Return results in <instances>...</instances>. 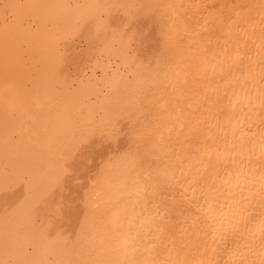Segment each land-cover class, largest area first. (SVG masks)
Returning a JSON list of instances; mask_svg holds the SVG:
<instances>
[{
	"label": "bare ground",
	"instance_id": "bare-ground-1",
	"mask_svg": "<svg viewBox=\"0 0 264 264\" xmlns=\"http://www.w3.org/2000/svg\"><path fill=\"white\" fill-rule=\"evenodd\" d=\"M0 264H264V0H0Z\"/></svg>",
	"mask_w": 264,
	"mask_h": 264
},
{
	"label": "rangeland",
	"instance_id": "rangeland-1",
	"mask_svg": "<svg viewBox=\"0 0 264 264\" xmlns=\"http://www.w3.org/2000/svg\"><path fill=\"white\" fill-rule=\"evenodd\" d=\"M134 23L135 26L140 30V33L143 36V46L141 48V52L142 55H144L145 57L147 55H150V53L152 51H154L155 49H160V46L162 44V35L160 33L159 30V17L157 16V13L154 10H150V11H144L143 9L140 10V12L136 13L135 18H134ZM122 116L119 117L118 119V124H117V128H116V132L115 134H109L108 130H101L100 129H96V127H93L91 130L88 131V133L84 134L86 135L84 141L79 142L77 145L80 147L75 148L78 149L77 153H75L74 156L76 157H72L73 162H71V168L76 169L77 167L82 166V164L80 163H76L78 160L80 159H84L86 157H93L94 154H96L99 151H108L111 148L114 147H126V146H137L136 142H135V138L133 136L132 133H134L135 131V125L133 124L134 122V114L135 111L134 110H122ZM121 111V112H122ZM111 135V136H110ZM70 157V158H71ZM71 158V159H72ZM76 158L77 161L75 160ZM76 167V168H75ZM70 181L68 184V191L70 190L69 193H74L73 196L68 195V197L70 198L72 196V198H68L69 199V204H72V199H73V204L72 206L69 208V210L67 211L68 216H75L78 212H80V210L78 211V199H81V194L83 193V189L80 190L81 187H79L78 183ZM75 185V187H74ZM77 185L79 188H77ZM72 187V189L70 188ZM76 189H79L76 191ZM72 190V192H71ZM76 191V192H75ZM80 194V198L79 196L77 197V195ZM77 194V195H76ZM78 198V199H76ZM77 203H76V200ZM71 202V203H70ZM76 203V204H74ZM75 205V206H74ZM74 206V207H73ZM73 207V208H72ZM67 208V207H66ZM77 208V210H76ZM79 214V213H78Z\"/></svg>",
	"mask_w": 264,
	"mask_h": 264
}]
</instances>
